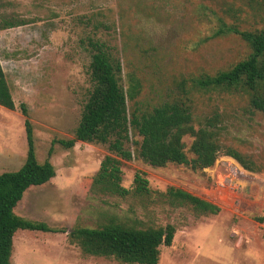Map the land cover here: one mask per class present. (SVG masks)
Instances as JSON below:
<instances>
[{
	"label": "rangeland",
	"instance_id": "374dc122",
	"mask_svg": "<svg viewBox=\"0 0 264 264\" xmlns=\"http://www.w3.org/2000/svg\"><path fill=\"white\" fill-rule=\"evenodd\" d=\"M5 20L25 25L0 30V60L16 105L14 111L0 106V174L26 162L21 105L29 111L38 162L50 161L56 171L50 183L25 194L17 214L57 232L19 230L12 264H124L85 254L69 236L112 223L174 225L173 245L161 248L159 264H264V223L256 220L264 218V113L245 92L199 91L193 83L249 57L241 34L264 30V0H0V26ZM91 40L105 43L120 61L130 116L187 97L197 128L220 115L222 149L212 168H153L135 157L122 162L127 196L94 186L108 146L61 145L75 138L91 89ZM185 143L189 149L192 139ZM228 148L251 157L261 172L244 170ZM138 172L149 182L148 195L134 193ZM169 188L221 211L203 216L174 207L165 196Z\"/></svg>",
	"mask_w": 264,
	"mask_h": 264
},
{
	"label": "trees",
	"instance_id": "16d2710c",
	"mask_svg": "<svg viewBox=\"0 0 264 264\" xmlns=\"http://www.w3.org/2000/svg\"><path fill=\"white\" fill-rule=\"evenodd\" d=\"M0 30L18 28L25 23L5 20ZM242 39L251 54L228 71L194 80L199 91H241L250 96L251 106L264 113V30L244 32ZM91 48V89L84 105L75 138L61 141L66 149L77 142L108 146L107 155L94 177L93 184L101 192L125 197L130 193L122 186V162L135 157L153 168L175 164L198 172L212 168L222 149L219 141L220 115L215 114L197 128L189 98L167 101L151 112L129 115L128 98L120 84L122 65L105 43L89 41ZM184 95L187 94L185 90ZM0 106L16 110L6 74L0 60ZM25 119L27 158L17 172L0 174V264H12L14 237L19 230L56 233L46 223L32 222L17 214L25 194L33 187H41L56 177L50 161L40 164L36 157L34 131L29 111L20 106ZM185 138L192 143L187 149ZM135 146V150H133ZM192 156H190V155ZM226 155L251 173L261 172L260 166L249 156L233 148ZM134 193L150 194L149 182L138 172L134 179ZM174 207H190L197 215H218L221 208L184 190L169 188L165 194ZM264 223V218L256 219ZM176 227L136 229L122 224H110L101 229L80 228L69 233L90 256L115 258L124 264H159L162 247H171Z\"/></svg>",
	"mask_w": 264,
	"mask_h": 264
}]
</instances>
